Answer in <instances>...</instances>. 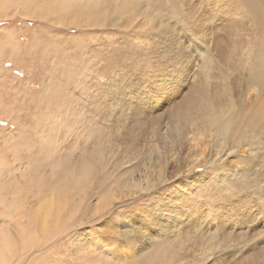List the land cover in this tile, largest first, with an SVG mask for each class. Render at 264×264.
<instances>
[{"label": "rangeland", "instance_id": "rangeland-1", "mask_svg": "<svg viewBox=\"0 0 264 264\" xmlns=\"http://www.w3.org/2000/svg\"><path fill=\"white\" fill-rule=\"evenodd\" d=\"M250 1L234 14L239 23L201 21L197 31L184 32L176 16L202 11L197 0H0V252L2 235L51 232V219L47 227L32 228L30 214H41L43 201L88 159L94 173L60 214L62 229L20 264H127L159 246L169 252L157 264H252L255 254L264 255L259 183L250 195L254 206L224 202L229 180H258L264 171L263 137L258 146L252 140L230 144L232 151L215 155L223 141L208 130L197 136L186 121L179 138L172 124L191 106L202 61L224 67L230 60L249 66L264 60V28ZM252 2L264 9V0ZM172 33L179 37L175 43ZM223 69L230 81H218L231 87L235 121L262 112L264 125V81L255 83L249 68ZM152 121L159 127L167 122L170 134L152 139ZM97 151L103 154L100 165ZM163 165L173 179L142 189L143 171L159 184ZM217 175L224 180L214 182ZM131 176L138 187L128 186ZM171 181L180 183L172 189L176 195L188 192L185 214L163 222L153 217L137 252L112 255L101 237L127 230L103 221L113 212L138 216L142 206L153 216L157 197ZM86 249L92 254L84 256Z\"/></svg>", "mask_w": 264, "mask_h": 264}, {"label": "bare ground", "instance_id": "bare-ground-1", "mask_svg": "<svg viewBox=\"0 0 264 264\" xmlns=\"http://www.w3.org/2000/svg\"><path fill=\"white\" fill-rule=\"evenodd\" d=\"M252 1L248 2L250 10L254 13V16L260 18L262 15H264V9L261 6H259V4H256L257 2H252ZM223 64H224V67L214 64L211 60L202 61L197 71L198 84L195 87L194 93L191 98V106L187 105L185 109L181 110L177 118L175 115V120L172 123L175 126L174 129H176L177 133H179V134L176 133L179 136V138H182L184 136V134L181 135V132H182V127L184 123L187 121V124L194 127L195 131L198 132L197 136H199V133L204 134L206 133L205 130H208V132L210 133L209 137H212V138L217 137L218 141H223V146L219 147L217 145L219 148L216 150L215 155L221 154V152L225 154L226 151H232L233 147L232 149L231 147L229 148L230 144L240 143L243 145V144H248L250 140H252L251 144L256 143L258 146L257 142L261 144L262 137L264 139V132L260 133V131H258V130H261L262 126L264 128V125H262L263 123H261L262 112L260 113V115L246 116L247 119L243 120V122L241 121L242 123L238 122L237 118L235 121V117H233L232 112L235 110L236 104H234L235 102H234L233 96L230 91L231 87L226 88V86L222 84L221 79L218 81L219 78H222L223 80H225L226 83H229L230 81L229 79L230 74H224L225 70L223 68H225L226 70L228 69L232 71L234 70L238 71L239 69L249 68L251 70L249 73L250 75L252 74V76L254 77L255 83L260 85L264 81V60L256 61L251 66H249V63H247L246 65L241 61L239 63H235V62H232L231 60L225 61ZM214 69L216 71H214ZM233 79L235 80V78ZM231 109L233 110L231 111ZM155 122L156 121H152L153 125L150 127V137L152 139H154V137L158 136L159 134L161 135L162 138H165L166 136L170 134L171 129H172L171 125H169L166 122L163 125V127H159V125L158 126L154 125ZM259 134H262V135L260 136ZM252 137L257 138L258 140L256 141ZM226 144L228 146H226ZM240 152L244 153L245 149L241 150ZM93 155L94 157H96V160L98 164L100 165L101 160H102L101 157L103 156V154L100 151H97V152H94ZM166 168L167 167L163 165V169L157 174L158 176L157 180H159L158 182L159 184H156V183L151 184L150 183L151 180L149 179V177H147L149 172L143 171L144 174L142 175L143 178L141 181L146 182V184L142 189L149 190L150 186L156 187L160 185L161 183L162 184L166 183L169 179H173L172 178L173 174H170V176L169 174H166ZM93 173H94V167L90 163V160L88 159L82 160L80 169L74 170L70 173V176L67 177L66 184L62 186L63 189L53 194V197L50 200H48L47 198L45 201H43V203L40 206V211H42L41 214L37 212H35L36 214L35 213L30 214V218H29L30 220L28 219L29 220L28 225H30L31 223L32 228H35V226L38 223L40 224V226L42 225V226L47 227L46 225L47 221H49L48 219H51V222L55 225V227L50 229L51 232L47 234H41L40 237H36L33 232H31L30 234L27 233L25 234V236L24 235L21 237L14 236L11 238L10 236L6 237L2 235L4 246H3V250H1L0 253L3 254V259H4L5 264H14L16 263L14 260H17L18 263L20 264L22 262V257L26 256V254L30 250L34 248H40L44 243H46L48 240L51 239V236L54 233L59 232L60 229H62L58 226V219L60 218L59 217L60 214L63 213L65 209H67L66 206L69 205L68 202L72 194L77 193L76 192L77 190L81 191V189L83 188L84 182L87 179H89L93 175ZM237 174L238 173H235L234 171L232 172L233 176ZM165 175L167 176L165 177ZM130 178L131 179L129 181L128 186L138 187V185L133 183L134 177L131 176ZM219 180L221 182L224 179L220 178V176L217 175V178L214 182L217 181V183H219L218 182ZM239 182H240L239 180H234V181L229 180L225 184L226 188H229L231 192L229 191L230 194H225L226 201L224 202L236 203V205L238 204L245 205L246 207L254 206L256 202L252 199L250 195H248V192H246L244 188L238 186ZM167 184H165L164 186L165 189L161 191L162 194L159 195L158 196L159 198L157 197L156 199L155 205L157 204L158 205L157 206L154 205L155 207H153L154 208L153 217H155L157 221H161V222H163L164 218L170 220V219H175L176 217H179L181 215H184L185 214L184 206L191 205L190 201L188 202V199L186 198V195H187L186 193L188 192L184 191L182 192V194L184 195L179 196V195H176L174 191L172 190L175 187H179L180 183H177L178 185H174L173 181H171L170 183H167ZM51 187L49 188L48 186L47 187L48 190L49 189L52 190ZM259 188L256 187V190H258ZM55 189L53 188L54 191ZM221 191L219 189L218 192H221ZM42 197L44 196L41 195L40 198ZM42 199L38 200V202H40ZM252 208H256V207H252ZM262 209H264V204H263ZM157 214H162V216L160 217ZM26 216H28V214H26ZM40 226L38 225V228H40ZM38 228L37 230H41ZM45 228L43 230H45ZM167 252H169L168 248L159 246L158 248L154 250H149L147 252L145 251L144 254L140 255L135 260L128 261L127 264H157V262H160V261H162L163 263V261L166 260L163 255L166 254ZM262 254L263 253L261 252L255 254L252 258V264H264V259H261V257H264V255ZM44 255H45V252H44ZM238 263L239 262H237L236 264ZM84 264L86 263L84 262Z\"/></svg>", "mask_w": 264, "mask_h": 264}, {"label": "snow or ice", "instance_id": "snow-or-ice-1", "mask_svg": "<svg viewBox=\"0 0 264 264\" xmlns=\"http://www.w3.org/2000/svg\"><path fill=\"white\" fill-rule=\"evenodd\" d=\"M159 2L162 3L163 0H159ZM186 2L187 0H185V3ZM197 2L200 4L202 11H198L195 16L190 18L183 12L177 14L174 23L177 25L178 30L195 32L198 30L197 25L201 21L209 23L214 22L213 26L217 24L239 23L238 19H234V14L245 6L247 0H244V3H240L238 0H197ZM174 3L178 4L179 0H174ZM253 23L256 22L254 21ZM258 24L260 28H264V15L259 18ZM171 36L173 43L179 39L175 33H172ZM257 176L258 180L251 176H242L238 186L244 188L249 195H252L255 191L256 184L259 183V196L260 199L264 201V171L258 173ZM127 215V213L119 215L113 212L108 219L103 221L105 225L127 230L125 232H114L108 236L101 237L105 243H109L112 246L111 254L118 258H123L137 252L139 250L137 244L140 243L141 240L147 238L143 230L151 227L154 222L152 213L147 207L142 206L139 209L138 216L126 218ZM243 239L244 237H240V240ZM261 242H264V240ZM91 254V250L87 249L83 253L84 256H89Z\"/></svg>", "mask_w": 264, "mask_h": 264}]
</instances>
